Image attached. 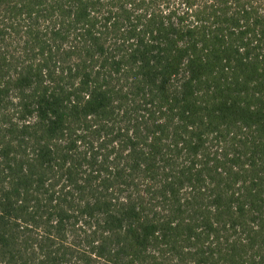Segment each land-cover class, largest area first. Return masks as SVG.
I'll return each mask as SVG.
<instances>
[{
	"label": "trees",
	"instance_id": "obj_1",
	"mask_svg": "<svg viewBox=\"0 0 264 264\" xmlns=\"http://www.w3.org/2000/svg\"><path fill=\"white\" fill-rule=\"evenodd\" d=\"M0 264H264V0H0Z\"/></svg>",
	"mask_w": 264,
	"mask_h": 264
}]
</instances>
